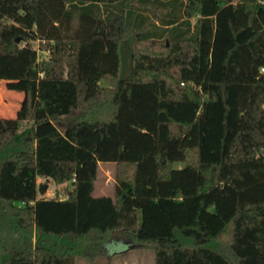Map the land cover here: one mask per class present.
<instances>
[{
	"label": "trees",
	"instance_id": "16d2710c",
	"mask_svg": "<svg viewBox=\"0 0 264 264\" xmlns=\"http://www.w3.org/2000/svg\"><path fill=\"white\" fill-rule=\"evenodd\" d=\"M130 1L0 0V56L26 84L0 174L73 185L0 186V264L95 261L114 235L154 264H264V0H138L160 23ZM94 125L116 142L113 194L80 143Z\"/></svg>",
	"mask_w": 264,
	"mask_h": 264
},
{
	"label": "rangeland",
	"instance_id": "374dc122",
	"mask_svg": "<svg viewBox=\"0 0 264 264\" xmlns=\"http://www.w3.org/2000/svg\"><path fill=\"white\" fill-rule=\"evenodd\" d=\"M136 9L140 13L148 16L151 21L160 23V17L164 14V9L157 8L154 4H141L138 0H132L128 2V5H124L125 9L122 15L127 14L129 8ZM141 34L138 33V37ZM33 47L38 49L39 59H46L52 56V51L50 49L43 50L40 48V43L38 41L32 42ZM57 60H59L58 53ZM14 58V57H13ZM8 57L3 58V64L15 63V59L18 58ZM17 73V72H16ZM8 78L14 81L15 79V70L11 69L10 73L7 74ZM100 84L102 86H108L109 82L106 80H101ZM26 86V84H25ZM25 86L15 87L17 94L13 92V96L16 100H20L21 96H24ZM16 114V113H15ZM15 114L12 116L14 117ZM104 128V129H103ZM106 128L94 125L91 131L86 132L80 139V143L89 151L88 157H93L97 160L98 171H97V181L95 187V194H113L114 186V171L116 163V142L113 135H108L105 133ZM89 163L88 159L81 165L83 168ZM185 162L179 161L174 164L175 168H182L185 166ZM10 174L3 176L0 174V186L5 188L8 191L18 190L20 195L32 196L33 194L37 197H55L65 198L68 194V191L73 188L71 182L64 184H57L53 181H48L45 178L36 176L33 172L29 171L26 173H20L19 176L12 177L16 179V182L10 179ZM3 176V177H2ZM38 177V178H37ZM12 181V182H11ZM45 187L43 193L40 192L41 187ZM23 193V194H22ZM105 247L108 250V256H101L95 261L80 257L77 259L76 264H107L110 261V264H154V252L151 250H140V249H131L129 242L118 235H114L110 238Z\"/></svg>",
	"mask_w": 264,
	"mask_h": 264
},
{
	"label": "crops",
	"instance_id": "0c3cea01",
	"mask_svg": "<svg viewBox=\"0 0 264 264\" xmlns=\"http://www.w3.org/2000/svg\"><path fill=\"white\" fill-rule=\"evenodd\" d=\"M3 58L7 59L8 57L0 56V117H13L12 115L17 112L18 108L20 107L21 100L23 99V96H21L19 101L16 100V98L13 96V92L17 94L15 87L17 84L24 87L25 81L19 77V60L15 59L14 64H3ZM11 69L15 70L16 76L14 81L7 77V74L10 73Z\"/></svg>",
	"mask_w": 264,
	"mask_h": 264
},
{
	"label": "water",
	"instance_id": "95a60500",
	"mask_svg": "<svg viewBox=\"0 0 264 264\" xmlns=\"http://www.w3.org/2000/svg\"><path fill=\"white\" fill-rule=\"evenodd\" d=\"M17 41L19 42L20 39H18ZM56 59H58V58H56ZM103 129H104V128H103ZM44 191H45V187L42 186V187L40 188V192L43 193ZM106 250H107V248H106ZM107 251H108V250H107Z\"/></svg>",
	"mask_w": 264,
	"mask_h": 264
},
{
	"label": "built area",
	"instance_id": "2783aa9c",
	"mask_svg": "<svg viewBox=\"0 0 264 264\" xmlns=\"http://www.w3.org/2000/svg\"><path fill=\"white\" fill-rule=\"evenodd\" d=\"M262 70L264 71V68H262Z\"/></svg>",
	"mask_w": 264,
	"mask_h": 264
}]
</instances>
